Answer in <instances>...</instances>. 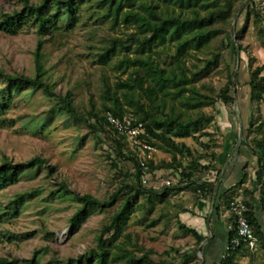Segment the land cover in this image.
Segmentation results:
<instances>
[{
	"label": "rangeland",
	"instance_id": "obj_1",
	"mask_svg": "<svg viewBox=\"0 0 264 264\" xmlns=\"http://www.w3.org/2000/svg\"><path fill=\"white\" fill-rule=\"evenodd\" d=\"M28 1L38 4L42 0ZM244 2L233 0L232 18L214 25L219 29L216 37L198 51L189 50L183 58L185 66L196 72L206 59L221 52L223 45L231 42L230 47L223 50L217 65L198 74L193 85L201 93L215 97L226 83L229 66L231 72L238 74L239 99L230 106L217 100L213 105L189 110L187 113L191 115H196V112L212 115L213 120L204 124V134L183 140L194 156L204 157L202 163L209 161L211 153L223 156L220 166H215L216 161L211 171L199 175L202 180L215 181V184L219 180L214 204L222 202L225 196L231 200L243 198L245 189L258 193L256 157L247 149L244 138L257 140L260 137L255 125L264 117V100L251 103L247 86L251 71L263 67L259 75L264 76V47L258 39L264 37V0H249L238 12ZM154 3L158 10L164 8L163 1L155 0ZM22 7V0H0V13H11ZM106 12V5L100 0H81L78 20L72 28H67L66 21L61 20V29L46 36L39 35L31 24L14 35L0 30V69L7 73L34 77V52L38 40L44 39L42 63L46 71L45 82L56 96L71 95L76 114L73 117L60 110L57 97H49L41 89L28 88L14 94L9 108L2 115L0 164L5 158L20 163L34 157H40L46 163L25 172L17 182L0 190V257L27 259L40 250V263L54 264V261L76 259L95 248L99 235L104 239L112 238L113 230L104 231L103 227L109 225L112 214L129 191L123 190L111 205L91 211L76 222L72 219L81 204L68 194H89L98 200L109 201L124 183H134L131 175L133 163L128 158L131 148H125L126 157H119L114 143L116 135L99 125L98 119L107 112L105 107L112 105L107 89L111 96L120 99L125 114L132 112L123 99L124 93L129 91L118 83L128 81L135 68L125 67L120 61L148 53L136 50L133 42L125 46L117 44L115 54L102 63L99 55L113 39L126 40L136 31L133 24L119 22L113 25ZM236 15L238 19L234 25ZM174 52V45L168 44L164 48L154 47L150 57L157 65L168 69L174 66ZM4 85L5 82L0 80V89ZM141 100L147 103L145 97L142 96ZM178 101L166 97V111L173 105L176 112H184L185 108ZM250 118L254 127L247 133ZM239 121L242 129L245 128L241 140ZM160 144L157 141V151L150 159L155 166L172 161V154L160 148ZM176 159L184 165L188 163V159L180 154ZM179 171L157 168L152 171L150 182L154 184L157 177L170 178V186L176 187ZM214 192L215 189L211 196L202 197L199 192L187 188L180 192L170 190L165 199L153 194H138L135 199L130 196L132 210L122 233L110 241L108 264H124L122 254L129 252L136 258L146 255L155 263L164 260L176 264H208L211 239L205 241L206 238L215 235L219 227L224 226L228 230L229 226L220 213L216 216L214 205L211 206ZM24 193H34V196L28 197L17 213L7 215L12 201ZM257 215L264 229L259 208ZM180 224L204 233L205 242L197 244L191 234L179 229ZM191 254L194 258H186ZM232 264H264V242L257 240L253 248L238 251Z\"/></svg>",
	"mask_w": 264,
	"mask_h": 264
},
{
	"label": "trees",
	"instance_id": "obj_2",
	"mask_svg": "<svg viewBox=\"0 0 264 264\" xmlns=\"http://www.w3.org/2000/svg\"><path fill=\"white\" fill-rule=\"evenodd\" d=\"M22 1L23 7L20 10H13L11 13H0V30L14 35L25 25L31 24L36 27V32L39 35L46 36L52 35L61 29V20L66 21L67 28H72L78 20L77 12L81 0H42L38 4H32L28 0ZM153 1L155 0H100L101 4L106 5V16L111 18L113 25H117L119 22L133 24L136 31L129 34L126 40L113 39L111 45L105 47L99 57L102 63H106L115 54L117 44L125 46L128 42L135 43L136 50L148 53L146 56L141 55L133 59L126 58L120 61L121 65L125 67L132 66L135 69L129 75L128 81L119 82L118 85L129 91L124 93L123 99L125 104L132 109L131 113L135 119L143 123L146 132L145 139L155 146H157V141H160V148L172 154L171 162H162L157 166L153 165L151 160H148V169L150 171L157 168L180 170L178 183L176 187H163L158 190L143 185L140 179L142 169L135 153L129 150L128 158L132 161L134 168L131 173L134 183H124L110 197L109 201L98 200L89 194L68 193L81 204L72 219V222H76V220L84 219L91 211L111 205L123 190L127 189L129 191V194L112 214L109 225L103 227L104 231L113 230L112 238L104 239L103 235H99L95 248L79 255L76 259L54 261V264H108L110 241L122 233L132 210L130 196L135 199L138 194H153L160 199H165L170 190L180 192L191 188L199 192L200 196L206 197V195L211 196L215 189V181L202 180L199 175L213 169L219 154L211 153L209 161L202 163L201 160L204 157L194 156L183 140L203 133L204 124L213 120L212 115H206L202 112L191 115L187 113L189 110H197L202 106L213 105L217 100H221L226 106H230L235 100L239 99L237 95L240 87L238 74L231 72L229 66H227L226 83L219 89L215 97L201 93L193 85L198 74L217 65L222 57L223 50L228 49L231 42L225 43L221 52L214 53L206 59L204 65L196 72H191L185 66L183 58L189 50L198 51L206 47L209 41L216 37L219 29L215 28L214 25L226 23L232 18L234 14L233 0H224L223 3L220 0H160L164 3L162 10H158ZM227 35H229V32ZM258 39L264 47V37L260 36ZM43 44L44 39H39L34 52L36 63L34 77L20 73H7L0 69V80L5 82L4 87L0 89V124L3 122L2 115L9 108L14 94L21 93L28 88L41 89L47 96L57 97L60 100V110L66 111L73 117L76 116L71 95L56 96L53 89L45 82L46 71L42 63ZM168 44H173L175 47L172 56L174 66L165 69L151 59L150 53L154 47L164 48ZM261 70H263V67L249 73L247 86L249 87V101L251 103L264 100V76L259 75ZM106 92L110 95L112 105L105 107V111H110L116 116L124 115L125 110L120 99L111 96L109 89ZM142 96L146 98L147 103L141 100ZM166 97L179 100V104L185 108L184 112H176L173 105H170L169 110L166 111ZM248 123L246 132L250 133L251 128L254 127L251 118ZM98 124L107 127L104 115L98 119ZM255 128L260 133V137L257 140H251L244 136V140L247 143L249 152L256 157L255 182L258 187L259 201L256 203V193L253 189H245L242 199L247 205L245 216L250 223L256 241L264 242V229L257 215L258 206L264 220V117L255 125ZM243 131H245V128L242 129ZM113 133L116 135L114 143L117 155L126 157L127 141L122 136ZM177 154L188 159L187 165L176 159ZM45 163L46 161L40 157H34L27 162L20 163H13L5 158L0 164V190L17 182L25 172L39 168ZM50 169L53 170V167H50ZM32 196H34V193L17 195L15 200L12 201L11 210L6 214L17 213L26 199ZM230 200L225 196L222 204L227 208ZM219 207V203L215 202L216 216L219 215ZM226 220L228 225L231 226V229L228 228L227 231L226 243H228L235 236L236 231L234 216L232 214L228 215ZM179 229L186 234H191L197 244L205 239V236L200 235L194 228L180 224ZM243 249L249 248L242 243L230 251L229 257L223 260V264H232L237 252ZM40 253V250H36L27 259L0 257V264H41L39 260ZM122 257L124 258V264H176L167 263L164 260L155 263L148 260L146 255L136 258L131 252L122 254ZM113 258L115 260L116 256ZM186 258L192 259L194 254Z\"/></svg>",
	"mask_w": 264,
	"mask_h": 264
},
{
	"label": "built area",
	"instance_id": "obj_3",
	"mask_svg": "<svg viewBox=\"0 0 264 264\" xmlns=\"http://www.w3.org/2000/svg\"><path fill=\"white\" fill-rule=\"evenodd\" d=\"M104 118L108 129L122 136L135 153L142 169L140 175L142 184L157 190L163 187H169L171 184L170 178L157 177L154 184L150 182L153 174L148 169L147 162L151 159L152 154L157 151V148L145 139L146 132L143 123L137 121L131 113L116 116L112 112L107 111L104 113ZM246 211L247 205L241 197L230 200L226 212L228 215L232 214L234 216L236 234L226 243L220 256L210 264H223V260L229 257L230 251L242 243L250 249L255 246L256 238L245 216ZM228 228L231 229V226H228Z\"/></svg>",
	"mask_w": 264,
	"mask_h": 264
},
{
	"label": "crops",
	"instance_id": "obj_4",
	"mask_svg": "<svg viewBox=\"0 0 264 264\" xmlns=\"http://www.w3.org/2000/svg\"><path fill=\"white\" fill-rule=\"evenodd\" d=\"M230 157L232 158V156H230ZM222 158H223V156L219 155L218 160H217L216 165H215L216 167H217V164L220 166V164L222 162ZM225 162H226L225 163V165H226L227 164V161H225ZM224 166H223V168H221L222 169V172H224V170H225V167ZM257 195H258V193L256 194V198H257ZM257 199H256V203H258ZM222 203L223 202H220L219 203V205H220V207H219V213L221 214V217L226 220L228 214L226 212V207ZM201 204H203V202ZM201 208H203V207L201 206ZM257 209H258V206H257ZM199 219H201V218H199ZM197 224L199 225V222H197ZM224 224L227 225L225 222H224ZM227 231L228 230H226L224 226H221V227H219V229H217L215 231V235H212L211 234L209 236L208 239H211V240L208 243V247H210L209 252H208V259H209L208 264H210L215 259H217L220 256V254L222 253V251H223V249H224V247L226 245V242H227ZM197 232L200 235H203L204 234V233H202L201 231H198V230H197ZM203 236H205V235H203Z\"/></svg>",
	"mask_w": 264,
	"mask_h": 264
},
{
	"label": "water",
	"instance_id": "obj_5",
	"mask_svg": "<svg viewBox=\"0 0 264 264\" xmlns=\"http://www.w3.org/2000/svg\"><path fill=\"white\" fill-rule=\"evenodd\" d=\"M249 0H245V2L240 6V8H239V11L238 12H240L243 8H244V6L246 5V3L248 2ZM238 19V15H236L235 16V18H234V25H235V23H236V20ZM233 33H234V27H232V29H231V35H232V37H233ZM233 41H235V40H233ZM236 53H237V59L239 60V50H238V48L236 49ZM234 91V90H233ZM235 103H236V100L234 101ZM239 130H240V135H239V140H241V137H242V126H241V122L239 121ZM218 184H219V180H218V182L216 183V185H215V192H214V195H213V199H212V203H211V206H213L214 205V201H215V198H216V191H217V189H218ZM208 240V238L205 240V241H207ZM205 241H203V243L205 242Z\"/></svg>",
	"mask_w": 264,
	"mask_h": 264
}]
</instances>
